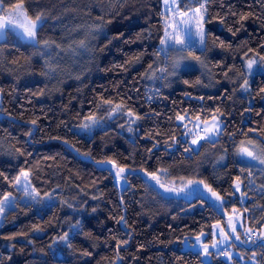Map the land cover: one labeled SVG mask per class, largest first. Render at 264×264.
<instances>
[{"label": "trees", "instance_id": "obj_1", "mask_svg": "<svg viewBox=\"0 0 264 264\" xmlns=\"http://www.w3.org/2000/svg\"><path fill=\"white\" fill-rule=\"evenodd\" d=\"M16 3L32 19L43 13L37 39L50 43L13 33L0 39V202L15 196L1 216L0 264H231L204 263L182 248L202 232L209 238L214 223L233 249L264 264V176L255 183L258 171L234 154L243 140L264 151V72L244 68L264 57V0H180L181 11L207 9L203 49L189 52L205 60L212 81L188 68L169 89L146 78L164 61L162 0H6L4 7ZM178 114L217 115L221 130L194 149L180 137ZM82 125L92 132H78ZM24 172L31 201L18 198ZM237 178L243 201L233 194ZM244 208L248 235L231 218Z\"/></svg>", "mask_w": 264, "mask_h": 264}, {"label": "rangeland", "instance_id": "obj_2", "mask_svg": "<svg viewBox=\"0 0 264 264\" xmlns=\"http://www.w3.org/2000/svg\"><path fill=\"white\" fill-rule=\"evenodd\" d=\"M162 8H163V14H164V20H167L168 25H173V22L175 20L176 23H179V20L182 19V17L179 16V14L175 15L176 7L172 5L171 0H168V3H165V0H162ZM196 9V8H195ZM195 9L192 11H188V15L190 17H194L198 19L195 13ZM22 11H25L24 8ZM203 11V10H202ZM3 14V12H2ZM204 20V19H203ZM203 23V21H202ZM166 25V31L170 35H174L176 33V28L169 27ZM186 28L191 29V35L185 36L183 35V30ZM181 29V38L185 40V45L181 46L175 42V40L168 39L167 45H161L160 52L162 51L164 59L163 63H161L157 69L156 67H152L148 73H147V79L149 80L148 83L151 84V86L154 89H169L172 88L175 78L177 74L183 70L188 68H196L198 69L204 81L207 83H211L212 81V75L209 71V68L205 62V60L198 55H193L189 52V48H195L196 50H202L205 42V35L203 43L200 41V37L196 34L197 33V25L194 21H190L188 25H180ZM204 34L205 32V26L203 24ZM7 33H13L18 35L22 40L28 41L25 37H23V28H14V30H8L5 32ZM0 36V39H2L4 36ZM166 39V37H164ZM199 59H196V58ZM249 60H255L256 64L253 65L252 70L249 71L247 64ZM261 58L253 57L250 59H247L244 63L245 73L247 75H252L255 71L256 72H264V66L260 63ZM262 61V60H261ZM159 64V62H158ZM151 80V81H150ZM245 81L243 82L244 85ZM213 117H216L215 123L218 124L219 130L216 133V135L212 136L211 140L215 139L218 136V133L221 130L222 120L219 116L214 115L207 119H184V120H178L177 122L182 127V133L180 134V137L184 140H187L189 142V145L192 146L194 149L198 148L200 143L203 140L208 139H198V137H205L207 136V133L203 131L205 127H211L214 123ZM78 132L87 133L90 134L93 130V125H90L88 128H84L83 125L77 128ZM196 139L197 143L193 144L192 141ZM243 148H247L249 151L253 152L257 156L264 155V151L262 147L259 145V143L252 141V140H243L240 141V144L238 145L236 149V157L238 158L239 162L241 164L251 166L254 169L258 171V175L256 178V182L254 177H250L249 175V182L252 183H260L262 182V178L264 176V164H261L259 162V159L252 160L250 157H248L246 154H244L241 150ZM226 160V155L223 154L218 157L216 160V164H222ZM118 170H116L117 173ZM240 180V190L237 191L235 188V184L237 183V179L233 182V194L235 196H238V198L243 201L245 199V191L242 189V180ZM117 182L120 184L123 182L122 174L121 178L117 180ZM17 188L19 191L18 198L23 201H31L34 198H36V193L33 190V188L30 186L27 179H25L23 173L19 177V183L17 184ZM243 194V195H242ZM7 197L9 200L6 202L7 205L5 206L4 210L0 212V224H1V216L3 212L10 208L13 205V201L15 199V196L12 194H8ZM4 201V198L1 202ZM244 208L243 210H240L238 212L232 213L231 218H234V225L238 228H241L243 233L248 235L252 232V228L249 226H246L243 229V220H247L249 209ZM235 232V229L232 230ZM256 235V230L253 229ZM209 232H202L199 235L192 238V240L184 239L182 242V248H188L192 249L194 251H198L201 255L202 261L204 263H208L213 261L214 257L220 258L228 263L235 264L234 258L239 261V264H258L257 260H248V258L244 257L242 255L241 250L233 249L231 247L230 243V236L228 233L222 228V226L219 223H214L211 226L210 231V237ZM235 238H237L236 233L234 234ZM253 236V235H252ZM252 236L250 238H252ZM199 237V240L197 239ZM249 237V236H248ZM205 246L208 249L207 254L204 251ZM254 254H257L254 252Z\"/></svg>", "mask_w": 264, "mask_h": 264}, {"label": "snow or ice", "instance_id": "obj_3", "mask_svg": "<svg viewBox=\"0 0 264 264\" xmlns=\"http://www.w3.org/2000/svg\"><path fill=\"white\" fill-rule=\"evenodd\" d=\"M179 2L180 0H171V3L173 6L176 7V12L173 14L174 17L175 15L179 14L182 19L179 20V23H176L175 20L173 22V25H168L167 20H165V24L168 25L169 27H175L176 28V33L174 35H170L167 31H165V37L166 39L161 40L162 45H167L168 39L175 40V42L181 46L185 45V40L181 38V29L180 25H188L190 21H194L197 25V35L200 37L201 43H203L204 40V29H203V19H204V13L207 12V9L205 7V4H200L199 8L195 9L196 16L198 19L194 17H190L188 15V11H192V9H189L188 11H181L179 8ZM6 3V0H0V11L3 12L2 15H0V36L4 35L6 31L8 30H14V28H23V37H25L30 43L33 45L38 44V43H43L45 46L49 45L48 40L44 41H39L37 39V29L41 26V21L44 19L43 13H38L34 19L30 18L27 16L26 11H22L23 9V4L22 3H16L12 4L9 7H4ZM165 3H168V0H165ZM203 10V11H202ZM235 14V13H234ZM247 16H241V20L246 19ZM100 26L98 25L97 28ZM183 35L189 36L191 35V29L186 28L183 30ZM57 47H60V45H56ZM78 47L80 48H85L86 44L83 40L79 41ZM196 59H199L198 57ZM261 60L264 61V57H261ZM256 64L255 60H249L247 67L249 71L252 70L253 65ZM264 66V65H262ZM247 80H245L244 85L242 87L247 91ZM262 92H264V89H261ZM104 103H111L110 101L105 100ZM120 107V106H117ZM113 111H116V108L113 109ZM218 111V110H217ZM129 115H132L131 112H129ZM186 117L185 116H180L179 114L177 115L178 120H184ZM91 119V117H89ZM216 117H213L214 123L212 124L211 127H205L203 129L204 132L207 133V136L205 137H198V139H208L211 141L212 136L216 135V133L219 130L218 124L215 123ZM35 123V121H33ZM84 128H88L89 125H83ZM193 144L197 143V140L194 139L192 141ZM185 151H188V149H185ZM244 154H246L248 157H250L252 160H257L259 159V162L261 164H264V155L257 156L253 152L249 151L247 148H243L241 150ZM114 163V162H113ZM115 166V164H114ZM243 171V169H242ZM124 172L123 168H120L119 171L116 173V178L119 180L121 178V174ZM25 179H27L28 173L24 172L23 173ZM152 176L153 179L157 180V183H159V178L155 174H149ZM251 175V173H249ZM19 183V177H17V184ZM189 183H192L191 181ZM240 180L237 178V183L235 184V188L237 191L240 190ZM206 188H208V191L212 193V195L216 198V200H222V197H220L216 192H214L210 186L205 185ZM243 195V194H242ZM9 200L7 196H5L4 201L0 202V212L4 210L5 206H9L6 204V202ZM247 210V209H246ZM67 234L65 236L60 237L61 240H66ZM199 240V237H197ZM239 239V237H237ZM123 243H127V241H124ZM255 243V241H253ZM70 246V245H69ZM119 247V245H118ZM205 253L207 254L208 249L205 246L204 248ZM88 254V253H86Z\"/></svg>", "mask_w": 264, "mask_h": 264}]
</instances>
